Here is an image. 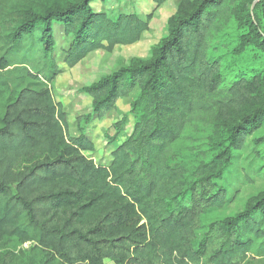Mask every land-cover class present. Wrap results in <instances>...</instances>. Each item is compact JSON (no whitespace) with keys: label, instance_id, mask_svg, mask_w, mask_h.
Segmentation results:
<instances>
[{"label":"trees","instance_id":"trees-1","mask_svg":"<svg viewBox=\"0 0 264 264\" xmlns=\"http://www.w3.org/2000/svg\"><path fill=\"white\" fill-rule=\"evenodd\" d=\"M95 1L27 11L0 54L7 75L0 84V242L35 243L51 262L65 264H243L250 254L264 256V192L218 221L217 249L210 252L196 238L200 217L231 202L220 182L264 127V75L240 76L221 92L222 64L209 54L210 37L235 0H180L149 61L82 89L98 118L139 89L131 104L133 132L109 166L83 154L94 149L84 133L66 134L50 87L60 74L54 24L72 37L64 63L73 68L92 52L137 44L153 15L112 20L92 8ZM167 1L154 0L157 7ZM247 1L257 13H240L248 30L241 46L264 50V0ZM208 102L223 133L212 158L192 166L171 147Z\"/></svg>","mask_w":264,"mask_h":264},{"label":"rangeland","instance_id":"rangeland-1","mask_svg":"<svg viewBox=\"0 0 264 264\" xmlns=\"http://www.w3.org/2000/svg\"><path fill=\"white\" fill-rule=\"evenodd\" d=\"M73 1L0 0V54L7 49L10 35L25 18L27 11L44 12L58 3ZM179 5L180 0H169L159 7L154 0L95 1L92 8L112 20H116L120 15L130 14L145 20L152 14L150 28L137 44L116 47L112 52H92L73 68L64 63L72 37L64 33L62 25L54 24L56 45L53 56L60 74L50 86L53 98L61 105L65 114L67 136L76 138L84 133L92 142L93 151L83 154L95 164L109 166L112 153L131 136L134 128L130 113L131 104L140 92L136 89L130 97L120 99L107 117L98 118L93 113V99L83 93L82 89L110 76L120 68L149 61L155 48L168 36L169 23L177 17ZM255 6L256 3L251 4L247 0H235L227 7V13L221 17L217 30L210 37L209 54L222 64L224 83L221 92L227 90L240 76L250 78L264 75V50L253 46L243 50L244 47L241 46L243 35H246L248 30L239 19L240 13L245 8L254 15L257 13ZM5 74L0 70V84L6 78ZM214 108L215 105L208 102L198 110L179 140L171 147L172 151L182 153L192 166L212 158L214 142L219 140L223 133L221 122L213 117ZM117 124L121 125L116 127ZM25 163L23 161L17 171H21ZM220 184L228 189L231 202L224 209L203 214L196 233L198 242L207 241L210 252L217 249L222 242L218 221L242 212L252 199L264 192V127L249 137L245 148L235 154L230 171ZM0 264L65 263L59 259L51 262L50 252L35 243L4 240L0 242ZM105 264L114 263L107 260ZM243 264H264V256L250 254Z\"/></svg>","mask_w":264,"mask_h":264}]
</instances>
